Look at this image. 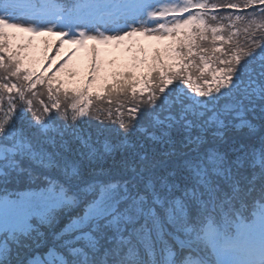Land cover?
<instances>
[{
  "label": "snow or ice",
  "instance_id": "obj_1",
  "mask_svg": "<svg viewBox=\"0 0 264 264\" xmlns=\"http://www.w3.org/2000/svg\"><path fill=\"white\" fill-rule=\"evenodd\" d=\"M43 35L89 65L47 103ZM0 264H264V0H0Z\"/></svg>",
  "mask_w": 264,
  "mask_h": 264
},
{
  "label": "rangeland",
  "instance_id": "obj_2",
  "mask_svg": "<svg viewBox=\"0 0 264 264\" xmlns=\"http://www.w3.org/2000/svg\"><path fill=\"white\" fill-rule=\"evenodd\" d=\"M64 39L67 40V37ZM56 40L57 38L53 35L33 36L32 47L29 50L28 59L25 61V66L32 68L34 71L40 67L47 69L52 66V64L55 63L60 57L64 56L67 51H70L67 58H63L62 62L59 64L60 66L56 69L54 74L62 76L67 85L80 86L81 83L86 82L87 80L89 67L84 49L75 44L64 43L63 45L58 46V48L52 53L51 50L53 43ZM139 40L141 44L149 50L150 53L157 49L163 48L164 44L167 43L166 41L159 42L153 40ZM110 46L113 45H103V47L101 46L105 63L114 69L121 71L124 70L129 63V54L124 52L123 45L120 47ZM61 68H64L65 70L61 72ZM69 70L75 71L77 75L74 77H69ZM137 74H139V72H137ZM110 79L111 77L109 76L108 81Z\"/></svg>",
  "mask_w": 264,
  "mask_h": 264
},
{
  "label": "trees",
  "instance_id": "obj_3",
  "mask_svg": "<svg viewBox=\"0 0 264 264\" xmlns=\"http://www.w3.org/2000/svg\"><path fill=\"white\" fill-rule=\"evenodd\" d=\"M44 39V38H43ZM58 43H57V40L53 43V50L55 51V49L58 48ZM53 51V52H54ZM68 52V51H67ZM66 52V53H67ZM65 53V54H66ZM73 53H74V50H73ZM106 54H111V53H106ZM63 57V56H62ZM60 57V59L62 58ZM64 58V57H63ZM67 58V57H66ZM62 62V61H61ZM60 66V65H59ZM58 66V67H59ZM38 69V68H37ZM37 69L35 70V73H36V76H42L43 79H44V83L42 84H37L36 86V89L34 91L37 92L38 94V97L40 99H43L46 103L48 102V98H47V92H46V89H47V81L48 79L52 78V77H56L59 81L63 82V84H66V82L64 81L63 77L62 76H58L56 74H54V72L51 74V73H48L46 74L45 72L43 73V71H39V73H37ZM141 71H146V69H142ZM139 75V74H137ZM36 76H33V79L35 80L36 79ZM109 83L111 82V79L108 81ZM83 83H81L80 86H82ZM67 85V84H66ZM68 87H78V86H70V85H67ZM55 87H57L56 83L54 82L53 83V88L55 89ZM93 91H97L99 90L96 86H93ZM61 99H63V95L61 93ZM92 110H93V115H98L100 113H98L96 111V109H103L105 110L103 115H101V119H105L107 121V110L108 109H111L112 113H113V116H112V119L113 120H116L118 117L116 115L117 113V110L119 109L120 112H125L126 113V109L127 107H130L131 105L127 103V100L123 97V96H120V99L118 100L117 99V94H113L112 97H111V100H112V103H109V98L107 96H105L102 100H97L95 97H92ZM121 104H124L125 106L124 107H121ZM126 118V116H125ZM85 119H88V118H85ZM90 124L91 125H95L96 124V121L94 119L90 120ZM82 127L86 130L89 129V124H83ZM114 127V125H113ZM21 188H23L24 186L21 185L20 186Z\"/></svg>",
  "mask_w": 264,
  "mask_h": 264
}]
</instances>
